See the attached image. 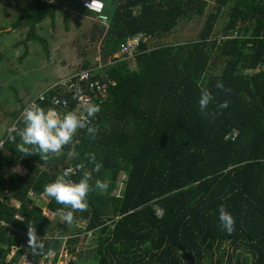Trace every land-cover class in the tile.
<instances>
[{
  "label": "trees",
  "instance_id": "16d2710c",
  "mask_svg": "<svg viewBox=\"0 0 264 264\" xmlns=\"http://www.w3.org/2000/svg\"><path fill=\"white\" fill-rule=\"evenodd\" d=\"M1 1L19 11L11 30L26 29L16 47L39 41L47 50L35 29L45 20L56 28L59 14L68 29L70 15L56 0ZM99 1L102 13L83 8L93 14L91 39L101 59L93 67L91 59L84 62L81 71L92 69V79L79 86L106 85L96 100L101 110L87 125L99 131L93 139L79 130L73 144L46 163L18 152L8 130L0 138V264H19L28 252L31 264H42L48 249L53 264L63 250L67 264H264V0ZM203 19L196 37L181 36ZM6 29L0 27V36ZM173 35L177 39L168 41ZM135 38L140 45L133 56H121ZM5 58L0 52V62ZM217 81L231 93L216 89ZM205 88L215 97L209 111L230 102L221 114L201 113ZM54 96L72 101L74 93L58 84L38 105L52 108ZM76 106L72 101L70 109ZM24 108L11 115L18 129ZM72 148L76 158L67 156ZM88 153L103 165L99 172L92 171ZM80 163L92 171L90 184L101 180L108 188L89 193L87 210L75 212L67 225L55 215L62 206L44 201L43 189L69 167L79 182ZM19 167L23 173L14 171ZM7 169L13 171L5 178ZM221 204L235 218L232 234L220 229ZM81 219L86 223L77 227ZM29 222L41 239L46 236L44 254L28 245ZM81 235L93 246L90 263L75 258Z\"/></svg>",
  "mask_w": 264,
  "mask_h": 264
},
{
  "label": "rangeland",
  "instance_id": "374dc122",
  "mask_svg": "<svg viewBox=\"0 0 264 264\" xmlns=\"http://www.w3.org/2000/svg\"><path fill=\"white\" fill-rule=\"evenodd\" d=\"M206 1L210 5H213V0ZM79 2L80 0H68V11L79 9ZM18 15L19 11L17 9L9 7L8 2L0 0V27H7L5 32L0 36V52L6 54V58L0 62V138L12 126L13 120L11 115L21 105L25 107L28 101L36 100L44 90L52 88L53 85H58L60 82L63 83L65 81L67 83L68 79L79 75L86 60L91 59L93 67L95 63H100L101 59L98 44L92 42L91 39V22H89L90 26L88 30H85V26L76 28V23H73L70 17L68 27L71 29L70 31H75V41H72L69 38L70 34H66L65 32L64 17L60 14L57 18L56 28L52 27L50 20H45L39 26L37 25L35 29L36 34L47 42V50L43 43L39 41L28 42L26 49L23 44H19L17 47L14 46L22 42L26 36V29L22 31L11 30V24L19 17ZM224 20V18L220 20L217 28L221 27ZM204 22L205 19L198 21V24L190 26L186 31L184 30L181 36L185 40L196 37ZM174 37L175 35L167 40L174 42L177 39ZM178 41L181 40L178 39ZM25 50H27L28 55L19 63L21 55ZM13 71L16 72L15 77ZM12 171L7 169L4 172V177L8 178ZM14 171L23 173L20 167L19 169H14ZM41 205L44 208L43 202ZM50 217L53 218L54 216L50 215ZM57 218L56 216L55 220ZM85 223L81 219L77 223V227H84ZM84 238V235L80 236V244L76 249L77 255L80 256H76L75 258L80 263H90L93 246H85L83 242ZM14 253L15 250L8 258H12ZM30 255V252H28L23 256L20 264H28L30 262ZM54 257V255L47 256L46 262L42 264H53ZM69 258V253L63 250L57 264H67Z\"/></svg>",
  "mask_w": 264,
  "mask_h": 264
},
{
  "label": "clouds",
  "instance_id": "9594fccd",
  "mask_svg": "<svg viewBox=\"0 0 264 264\" xmlns=\"http://www.w3.org/2000/svg\"><path fill=\"white\" fill-rule=\"evenodd\" d=\"M94 2L95 0H92V3ZM92 3L87 5L88 9L91 7ZM99 19L105 23L108 21V18L103 15H101ZM77 76H75V78ZM71 79H74V77ZM215 87L226 95L231 93V89L225 88L221 81H217ZM54 88H57V86ZM54 88L47 90L43 94H40V96H45L46 93ZM214 101L215 97L210 90L207 88L201 90L198 104L201 113L206 117H214L217 114H221V110L227 108L230 103L227 100L222 103H217L216 111H209V105L213 104ZM26 106L17 122H22L23 127L18 129L17 125L13 124L8 129L7 135L8 141L15 144L16 150L24 156L38 155L40 160L46 163L51 156L60 153L66 146L73 144L74 137L80 129L86 128L89 137L93 139L99 131L98 127L87 126L90 121L85 117L78 116L75 112H67L61 116L54 108L44 109L36 103ZM100 110L99 105L87 106V118H94ZM17 137H19V143H17ZM2 143L3 142L0 141V145H2ZM67 156L69 158H76L78 153L75 151V148H72L67 153ZM86 158L89 163L94 164L92 171L99 172L103 167L101 163H96V156L94 153L86 154ZM73 171V168H67L63 174L59 175L54 180V182L46 184L43 189V195L46 198L54 199L57 204L62 206L57 209L55 215L59 216L61 222L67 225L73 224L75 212L87 210V198L89 193L95 190L103 192L108 188V184L101 180H96L94 185L89 183L92 179V171L87 170L85 163L76 165V171L82 173L79 182H75L70 178ZM218 212L221 231L232 234L235 230L236 223L234 216L223 204L219 206ZM27 237L28 245L33 254H44V239L46 236L41 239L37 235L34 224L31 222L28 223ZM38 249L39 251H37ZM46 255L52 256L54 252L48 249Z\"/></svg>",
  "mask_w": 264,
  "mask_h": 264
},
{
  "label": "built area",
  "instance_id": "2783aa9c",
  "mask_svg": "<svg viewBox=\"0 0 264 264\" xmlns=\"http://www.w3.org/2000/svg\"><path fill=\"white\" fill-rule=\"evenodd\" d=\"M42 1H45V0H42ZM90 3H92V0L83 1V7L88 9L87 5ZM88 10H91L95 13H102V11L104 10V4L99 0H95V2L91 4V7ZM139 45H140V42L138 38L131 40L130 42L122 46L120 55L132 57ZM76 78L79 79L77 86L72 84V79L65 84L66 86H68L69 94L71 92L74 93L72 101H75L77 103V106L73 110H71L70 105L72 101H68L66 99H60L59 97L54 96L51 100V107L58 109L60 111L58 113H60L61 116L67 112H75L78 116L85 117L88 121H90V118H87V116L85 115L86 108L89 105H96V100H98V96H101L102 98V96L105 95L106 85L103 86L99 82H96L91 85L90 91L80 89L79 86H81L80 85L81 83L83 82L88 83L92 79V69L81 71ZM44 99H45L44 95H42L38 97L36 100H33L30 103H28V105L32 103H36L38 105L39 103H42ZM101 104H102V101H100L99 105ZM229 136L231 140L235 139L234 133L230 134ZM158 214L161 215L160 210L158 211ZM28 264H31V263L29 262Z\"/></svg>",
  "mask_w": 264,
  "mask_h": 264
},
{
  "label": "crops",
  "instance_id": "0c3cea01",
  "mask_svg": "<svg viewBox=\"0 0 264 264\" xmlns=\"http://www.w3.org/2000/svg\"><path fill=\"white\" fill-rule=\"evenodd\" d=\"M82 1L83 0H80V2H79L80 3L79 4V9H77L76 11L75 10H69L68 11V7H69L68 0H59V4L62 5V7H64L68 11V13L70 14V17L72 19V22L73 23H76V28L85 26V30H88L89 29V26H90L89 25V22H91V24H92V21H91L92 20V17H91V15H93V14H91L90 12H88L87 10H85L82 7ZM70 30L71 29L68 27V29H66L65 32H66V34H70V36H69L70 40L75 41V31L73 32V30L72 31H70ZM68 80H70V79H68ZM64 83H66V82L65 81L63 83L60 82L59 84H64ZM55 86H57V85H55ZM55 86L53 85L52 88H54ZM52 88L50 87V88L44 90L41 94H43L44 92H46L47 90H50ZM29 102L30 101H28L27 103H29ZM44 199H45L44 201H47L48 200V198H44ZM42 202H43L42 200L39 201L40 204ZM43 211H44V208H43ZM44 213H47V212L44 211Z\"/></svg>",
  "mask_w": 264,
  "mask_h": 264
}]
</instances>
